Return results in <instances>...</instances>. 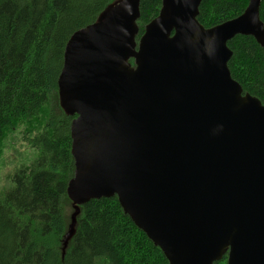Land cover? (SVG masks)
Instances as JSON below:
<instances>
[{
    "label": "water",
    "instance_id": "obj_1",
    "mask_svg": "<svg viewBox=\"0 0 264 264\" xmlns=\"http://www.w3.org/2000/svg\"><path fill=\"white\" fill-rule=\"evenodd\" d=\"M201 3L162 0L137 42L140 0H119L70 37L57 81L77 116L65 248L79 207L117 197L169 264H264V104L228 68L235 36L264 46L262 0L210 29Z\"/></svg>",
    "mask_w": 264,
    "mask_h": 264
},
{
    "label": "trees",
    "instance_id": "obj_2",
    "mask_svg": "<svg viewBox=\"0 0 264 264\" xmlns=\"http://www.w3.org/2000/svg\"><path fill=\"white\" fill-rule=\"evenodd\" d=\"M118 1L0 0V156L8 135L20 129V140L35 150L0 196V264H169L117 197L80 207L65 248L72 223L67 187L75 171L70 125L77 116L62 108L57 81L70 37ZM248 5L202 0L197 19L210 29L241 16ZM161 8L162 0H140L137 42ZM260 19L264 24V0ZM228 47L232 78L264 104V46L237 36ZM215 264H227V254Z\"/></svg>",
    "mask_w": 264,
    "mask_h": 264
},
{
    "label": "rangeland",
    "instance_id": "obj_3",
    "mask_svg": "<svg viewBox=\"0 0 264 264\" xmlns=\"http://www.w3.org/2000/svg\"><path fill=\"white\" fill-rule=\"evenodd\" d=\"M21 135V136H20ZM23 130L9 134L4 142V150L0 156V196L12 185L10 177L23 165H28L35 158V150L21 141ZM81 212V208L79 207ZM75 213L73 203L66 209V215L71 219ZM71 224V223H70Z\"/></svg>",
    "mask_w": 264,
    "mask_h": 264
},
{
    "label": "bare ground",
    "instance_id": "obj_4",
    "mask_svg": "<svg viewBox=\"0 0 264 264\" xmlns=\"http://www.w3.org/2000/svg\"><path fill=\"white\" fill-rule=\"evenodd\" d=\"M235 37H237V36H235ZM235 37H234V38H235ZM16 129H17V128H16ZM26 169H27V167H26Z\"/></svg>",
    "mask_w": 264,
    "mask_h": 264
},
{
    "label": "flooded vegetation",
    "instance_id": "obj_5",
    "mask_svg": "<svg viewBox=\"0 0 264 264\" xmlns=\"http://www.w3.org/2000/svg\"><path fill=\"white\" fill-rule=\"evenodd\" d=\"M227 260H228V257H227Z\"/></svg>",
    "mask_w": 264,
    "mask_h": 264
}]
</instances>
